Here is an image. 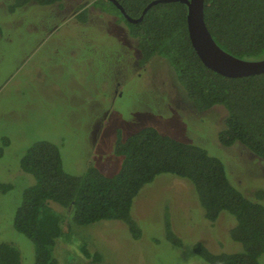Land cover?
I'll use <instances>...</instances> for the list:
<instances>
[{
  "label": "rangeland",
  "instance_id": "374dc122",
  "mask_svg": "<svg viewBox=\"0 0 264 264\" xmlns=\"http://www.w3.org/2000/svg\"><path fill=\"white\" fill-rule=\"evenodd\" d=\"M13 2L0 0V182L13 186L0 192V245L16 247L22 264H35V244L14 220L36 180L21 161L39 142L59 149L68 174L83 178L92 166L114 176L125 160L116 154L119 138L153 127L218 157L232 184L264 204V163L239 143L219 142L225 109L196 110L167 60L141 62L136 40L112 4L63 0L10 13ZM51 205L66 219L64 233L72 231L55 248L58 264H207L194 253L196 244L214 253L243 251L229 235L235 218L222 213L210 223L193 186L168 174L135 199L131 215L143 232L139 240L122 222L76 226L69 211ZM83 245L100 254L99 262L84 257Z\"/></svg>",
  "mask_w": 264,
  "mask_h": 264
},
{
  "label": "trees",
  "instance_id": "16d2710c",
  "mask_svg": "<svg viewBox=\"0 0 264 264\" xmlns=\"http://www.w3.org/2000/svg\"><path fill=\"white\" fill-rule=\"evenodd\" d=\"M103 1H108L122 15L129 36L136 40L141 62L156 56L167 60L196 110L205 112L218 106L225 109V128L219 133V142L224 147L239 143L264 163V74L231 79L206 67L189 37L186 4H158L141 22L133 24L111 1L95 0L94 4ZM117 1L131 18L139 19L154 0ZM62 2L14 0L9 12L15 13L30 3L48 7ZM86 14L82 11L78 17L84 21ZM205 19L214 40L224 51L243 60L264 59V0H205ZM2 36L0 26V39ZM116 154L125 157L116 175L107 176L91 166L81 178L64 170L55 145L39 142L29 148L21 167L35 177L36 183L25 191L14 226L35 244V264H58L55 256L58 241L72 234V231L64 233L66 219L52 203L69 211L76 226L118 221L127 226L135 240L141 239L143 232L131 215L135 199L145 186L163 174L193 186L210 223H215L222 213L236 220L229 235L242 245L243 251L214 253L203 244H196L194 253L199 258L207 264H262L264 204L232 184L222 160L200 146L162 135L153 127L144 128L125 141L120 137ZM12 189L11 184L0 182V192ZM171 235L174 234L170 230ZM172 241L181 244L175 235ZM81 250L88 260L101 259L98 252L89 251L86 245ZM0 264H22L20 251L11 244H1Z\"/></svg>",
  "mask_w": 264,
  "mask_h": 264
},
{
  "label": "water",
  "instance_id": "95a60500",
  "mask_svg": "<svg viewBox=\"0 0 264 264\" xmlns=\"http://www.w3.org/2000/svg\"><path fill=\"white\" fill-rule=\"evenodd\" d=\"M111 1L133 24L141 22L146 13L162 3L180 2L188 6L187 29L193 48L206 67L231 79L264 74V59L249 61L224 51L214 40L205 19V0H154L139 19L131 18L117 0Z\"/></svg>",
  "mask_w": 264,
  "mask_h": 264
},
{
  "label": "crops",
  "instance_id": "0c3cea01",
  "mask_svg": "<svg viewBox=\"0 0 264 264\" xmlns=\"http://www.w3.org/2000/svg\"><path fill=\"white\" fill-rule=\"evenodd\" d=\"M54 7V6H53Z\"/></svg>",
  "mask_w": 264,
  "mask_h": 264
}]
</instances>
